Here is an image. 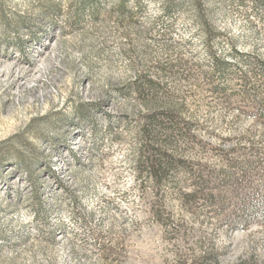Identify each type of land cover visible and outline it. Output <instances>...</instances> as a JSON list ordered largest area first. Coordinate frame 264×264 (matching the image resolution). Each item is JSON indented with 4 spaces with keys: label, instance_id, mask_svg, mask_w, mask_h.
<instances>
[{
    "label": "rangeland",
    "instance_id": "obj_1",
    "mask_svg": "<svg viewBox=\"0 0 264 264\" xmlns=\"http://www.w3.org/2000/svg\"><path fill=\"white\" fill-rule=\"evenodd\" d=\"M119 1L0 0V264H264L263 94L234 73L264 62V0ZM147 80L176 110L158 187L136 169ZM198 175L222 207L183 198Z\"/></svg>",
    "mask_w": 264,
    "mask_h": 264
},
{
    "label": "trees",
    "instance_id": "obj_2",
    "mask_svg": "<svg viewBox=\"0 0 264 264\" xmlns=\"http://www.w3.org/2000/svg\"><path fill=\"white\" fill-rule=\"evenodd\" d=\"M118 6L121 9L120 12L124 11V0L119 1ZM90 15L92 18L96 17L97 8H92L90 10ZM203 23L206 25V29H208L209 24L206 19H203ZM209 34L211 35V33ZM211 61L214 71L217 73L220 71L219 73L221 76L233 66V64L231 65L229 61L224 60L222 57H219V55H211ZM253 65L256 66V69L242 71L239 68H235L234 73L238 75L239 86L243 87L241 93L247 95L246 97L250 96L252 100H255L260 94H263L262 101L264 104V62L257 61L253 63ZM248 72L254 74L257 77H255L256 81L260 83L257 85V91L255 86L249 85L250 76L247 75ZM145 82L146 84L144 83V87L143 84L138 81H135L131 85V88H134V90L144 99V104L148 102L146 105L149 104L155 107L151 112L142 117L143 123H139L138 125V133L141 141L138 149L139 154L136 162V169L139 175H148L155 187H158L163 182L162 179L165 175L176 166V161L172 159V155L168 151H165L167 140L161 139V136L158 135L161 132L167 134L169 131L171 132L173 130L171 126L174 127L175 125L172 120L176 110H174L173 106L169 105L167 102L163 104H158L157 102L151 104L154 98L152 99L150 95H154V87L156 84L152 80H147ZM260 110L261 117H264V105L261 106ZM163 118H167L169 123L163 121ZM197 179L198 180L193 183L192 192L183 193V198L191 199L194 198L197 193H200L206 203L212 205L213 208L219 209L222 207L224 202L222 198L224 195L213 193L211 190L212 185L217 179L211 178L210 176L202 177L201 175H198ZM234 188L236 189H233V193L235 192L236 194L237 184ZM240 200L241 203L244 204L250 203V201L244 197L240 198ZM178 264H220V262L218 253L210 251L203 256L190 260V262L180 259ZM238 264H246V262L241 260Z\"/></svg>",
    "mask_w": 264,
    "mask_h": 264
}]
</instances>
